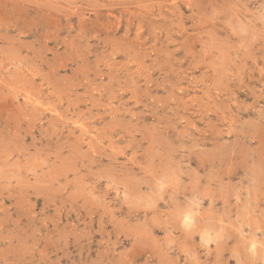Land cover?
Returning <instances> with one entry per match:
<instances>
[{"label":"rangeland","instance_id":"obj_1","mask_svg":"<svg viewBox=\"0 0 264 264\" xmlns=\"http://www.w3.org/2000/svg\"><path fill=\"white\" fill-rule=\"evenodd\" d=\"M0 264H264V0H0Z\"/></svg>","mask_w":264,"mask_h":264},{"label":"bare ground","instance_id":"obj_2","mask_svg":"<svg viewBox=\"0 0 264 264\" xmlns=\"http://www.w3.org/2000/svg\"><path fill=\"white\" fill-rule=\"evenodd\" d=\"M263 18V17H262ZM114 38V37H113ZM116 38V37H115ZM132 57V56H131ZM220 64V63H219ZM246 65V64H245ZM128 77V76H127ZM149 81V80H148ZM129 82V81H128ZM118 119V118H116ZM128 124V123H127ZM123 127V126H122ZM138 128V127H137ZM136 129V128H135ZM152 129V128H151ZM156 130V129H155ZM125 132V131H124ZM130 132V131H129ZM127 135V134H126ZM161 140V139H160ZM112 148V147H111ZM118 150V149H117ZM169 153V152H168ZM76 155V154H75ZM203 156V155H202ZM205 156V155H204ZM207 156V155H206ZM108 158V157H107ZM88 159V158H87ZM117 160V159H116ZM189 160V158L187 159ZM178 163V162H177ZM111 165V164H110ZM112 166V165H111ZM149 168V167H148ZM109 174V173H108ZM201 175V174H200ZM208 175V174H207ZM159 176V175H158ZM126 186V185H125ZM170 216V215H169ZM150 229V228H149ZM150 231V230H149ZM56 232V231H55ZM150 247V246H149ZM257 249V248H256Z\"/></svg>","mask_w":264,"mask_h":264}]
</instances>
